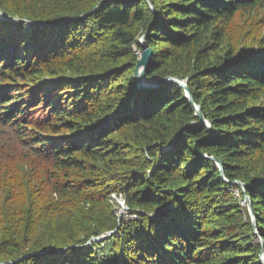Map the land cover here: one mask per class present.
Instances as JSON below:
<instances>
[{"label": "trees", "instance_id": "16d2710c", "mask_svg": "<svg viewBox=\"0 0 264 264\" xmlns=\"http://www.w3.org/2000/svg\"><path fill=\"white\" fill-rule=\"evenodd\" d=\"M0 13V264H263L264 0Z\"/></svg>", "mask_w": 264, "mask_h": 264}, {"label": "water", "instance_id": "95a60500", "mask_svg": "<svg viewBox=\"0 0 264 264\" xmlns=\"http://www.w3.org/2000/svg\"><path fill=\"white\" fill-rule=\"evenodd\" d=\"M138 42H139L140 46L142 47V49L139 53V56H141V57H140L138 63L136 64L135 73H134V78L137 82V85L143 89H152V88L157 87L163 83L170 82V83H174V84L178 85L179 87H182L183 89H185L186 94L190 100V103H192L196 108V116L198 118H200L202 124H204L208 128H210V123L204 117V114L202 112V107L198 103L195 102L194 97L190 91V88L187 86V83L185 82V80L184 81L179 80L178 78L173 77V76H168L166 78H162V77H152L151 79L147 78V73H148L147 71H148V69L151 65V62H152L153 51H152V48H150L146 43L145 34L139 39ZM151 81H152V83L149 84L148 82H151ZM209 158H211L216 163V165L220 167L221 174L224 176L223 166H222L221 161L219 159H217L216 157H209ZM224 179L226 182H229L226 178H224ZM233 183L238 185L239 187H241L243 192H245V184L242 181L235 180V182H233ZM243 204L244 205L248 204L249 212L252 213V203H251V200L249 199V197L245 196V200H244ZM123 209L124 208H121L120 213L123 211ZM252 216H253V221L255 222L254 213H252ZM158 217H159V214H158V216H156V218H158ZM119 221H120V219H119ZM114 231L109 232L108 235L113 233ZM96 239L99 240L100 238L97 237ZM261 241H262V245L264 246L263 240H261ZM261 261L264 264V248L262 249Z\"/></svg>", "mask_w": 264, "mask_h": 264}, {"label": "built area", "instance_id": "2783aa9c", "mask_svg": "<svg viewBox=\"0 0 264 264\" xmlns=\"http://www.w3.org/2000/svg\"><path fill=\"white\" fill-rule=\"evenodd\" d=\"M112 197L116 198L117 200H119L118 196L113 194ZM122 201V206H125V202L123 200ZM126 213H127V219H132L135 218L137 215L136 214H129L128 208L126 209Z\"/></svg>", "mask_w": 264, "mask_h": 264}, {"label": "rangeland", "instance_id": "374dc122", "mask_svg": "<svg viewBox=\"0 0 264 264\" xmlns=\"http://www.w3.org/2000/svg\"><path fill=\"white\" fill-rule=\"evenodd\" d=\"M141 38V37H140ZM139 38V39H140ZM138 39V40H139ZM136 50H137V52H138V55H139V53H140V51L138 50V48L136 47ZM139 57H141V56H139ZM241 188V187H240ZM242 189V188H241ZM122 199L121 198H119V200L117 201V202H119L120 204H121V206H122V201H121ZM127 208L125 207V209H123V211H122V214H121V216L123 217H126L127 216V213H126V210ZM94 240H96V239H94Z\"/></svg>", "mask_w": 264, "mask_h": 264}, {"label": "bare ground", "instance_id": "6f19581e", "mask_svg": "<svg viewBox=\"0 0 264 264\" xmlns=\"http://www.w3.org/2000/svg\"><path fill=\"white\" fill-rule=\"evenodd\" d=\"M153 81V80H152ZM152 81L151 82H148L149 84H151L152 83Z\"/></svg>", "mask_w": 264, "mask_h": 264}]
</instances>
